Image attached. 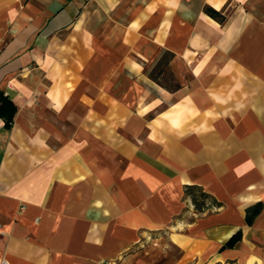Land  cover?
<instances>
[{"label": "crops", "instance_id": "0c3cea01", "mask_svg": "<svg viewBox=\"0 0 264 264\" xmlns=\"http://www.w3.org/2000/svg\"><path fill=\"white\" fill-rule=\"evenodd\" d=\"M1 95L0 260L264 264V0H0Z\"/></svg>", "mask_w": 264, "mask_h": 264}, {"label": "trees", "instance_id": "16d2710c", "mask_svg": "<svg viewBox=\"0 0 264 264\" xmlns=\"http://www.w3.org/2000/svg\"><path fill=\"white\" fill-rule=\"evenodd\" d=\"M205 12L213 19L218 21L219 23L223 24L226 21V16L223 14L222 11H217L210 6L205 8ZM175 55L169 51H166L157 65L153 68L150 73L152 79L158 82L160 85L168 88L169 90H175L180 85L175 82L174 84H167L161 80L163 76H170L173 78V74L169 71V63L174 59ZM173 81V79H172ZM16 113V106L13 104L12 100L8 96L1 95L0 96V116L5 120L6 128L10 129L13 123L14 115ZM201 200L198 201L194 198L195 206L200 209L205 206V201L207 199V195L201 194ZM259 208H256L250 215L247 216V223L251 224L253 218L259 213ZM242 234L241 232H237L226 244L228 247H234L240 240Z\"/></svg>", "mask_w": 264, "mask_h": 264}, {"label": "rangeland", "instance_id": "374dc122", "mask_svg": "<svg viewBox=\"0 0 264 264\" xmlns=\"http://www.w3.org/2000/svg\"><path fill=\"white\" fill-rule=\"evenodd\" d=\"M223 12V11H222ZM227 12H229V11H227ZM228 15V14H227ZM227 15H226V19H227ZM169 71H170V68H169ZM171 72V71H170ZM172 79H173V81H172ZM161 80L164 82V83H167V84H171V85H173L174 84V75H173V78L171 77L170 78V76L168 77L167 75L166 76H163V77H161ZM208 201V200H207Z\"/></svg>", "mask_w": 264, "mask_h": 264}, {"label": "built area", "instance_id": "2783aa9c", "mask_svg": "<svg viewBox=\"0 0 264 264\" xmlns=\"http://www.w3.org/2000/svg\"><path fill=\"white\" fill-rule=\"evenodd\" d=\"M2 233L1 228H0V234ZM0 264H9L6 260H0Z\"/></svg>", "mask_w": 264, "mask_h": 264}]
</instances>
